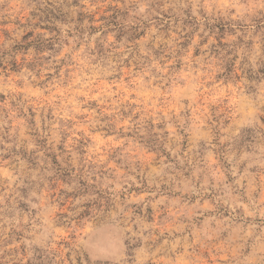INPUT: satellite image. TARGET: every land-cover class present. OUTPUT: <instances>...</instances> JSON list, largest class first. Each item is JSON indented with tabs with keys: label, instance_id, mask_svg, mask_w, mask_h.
I'll return each mask as SVG.
<instances>
[{
	"label": "rangeland",
	"instance_id": "1",
	"mask_svg": "<svg viewBox=\"0 0 264 264\" xmlns=\"http://www.w3.org/2000/svg\"><path fill=\"white\" fill-rule=\"evenodd\" d=\"M0 264H264V0H0Z\"/></svg>",
	"mask_w": 264,
	"mask_h": 264
}]
</instances>
